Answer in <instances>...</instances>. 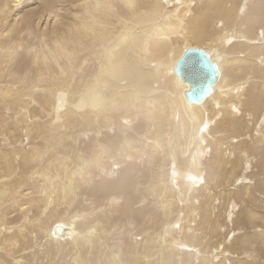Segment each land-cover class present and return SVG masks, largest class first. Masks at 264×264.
Listing matches in <instances>:
<instances>
[{"label": "bare ground", "instance_id": "bare-ground-1", "mask_svg": "<svg viewBox=\"0 0 264 264\" xmlns=\"http://www.w3.org/2000/svg\"><path fill=\"white\" fill-rule=\"evenodd\" d=\"M65 262L264 264V0H0V264Z\"/></svg>", "mask_w": 264, "mask_h": 264}, {"label": "water", "instance_id": "water-1", "mask_svg": "<svg viewBox=\"0 0 264 264\" xmlns=\"http://www.w3.org/2000/svg\"><path fill=\"white\" fill-rule=\"evenodd\" d=\"M208 56L200 49L186 50L178 60L174 72L189 87L185 94L188 103H200L218 80L219 73L213 68ZM61 231L56 229L55 233Z\"/></svg>", "mask_w": 264, "mask_h": 264}, {"label": "rangeland", "instance_id": "rangeland-1", "mask_svg": "<svg viewBox=\"0 0 264 264\" xmlns=\"http://www.w3.org/2000/svg\"><path fill=\"white\" fill-rule=\"evenodd\" d=\"M233 3L236 4L237 2H233ZM31 29H32V35H31V37L28 38V40H26V42H28V43H26V42H24V43H26L28 46L32 44V47L35 48L36 45H37V43H39V39H37V37H36V35H35V34H37L38 32H37V30H36V28H35L34 26H33ZM35 30H36V31H35ZM36 32H37V33H36ZM51 38H53V37H51ZM35 44H36V45H35ZM191 45L194 46V47L196 46V45H194V44H191ZM194 47H192V48H194ZM196 47H197V49H200V48L203 49V48H202L201 46H199V45L196 46ZM196 47H195V48H196ZM187 49H188V48H187ZM204 50H205V49H204ZM21 51H23V50H21V48H20V53H21ZM28 51H29V49H28ZM184 51H185V50H184ZM29 53H31V52H29ZM183 53H184V52H183ZM180 57H181V56H180ZM180 57H179V58H180ZM175 63H176V62H175ZM173 68H174V67H173ZM89 69H90V68H88V69H84V70H83V72H84L85 75H87V74L90 73ZM43 74H44V76H46V75H49L50 73H48V72H43ZM51 75H52V74H51ZM40 79H41V80H44V79H42V78H40ZM41 80H39V81H41ZM46 107H47V106H46ZM219 118H220V117H219ZM236 212H238V208H237ZM236 216H237V213H236L234 216H232V217L235 218ZM16 218H18V216L16 217V215H13L12 218H10V219H11L10 221L15 222V219H16ZM233 218H232V219H233ZM232 219H231V220H232ZM228 223H229V222H228ZM179 225H180V226H179ZM181 225H182V224H181V222L179 221V222L177 223V226L181 227ZM230 225H231V221H230V223H229L228 226L230 227ZM57 227H59V226H57ZM229 241H230V240H229ZM229 241H228V243H229ZM54 257H55V254H54ZM47 258H49V257H47ZM47 258H46V259H47ZM65 264H67V262H65Z\"/></svg>", "mask_w": 264, "mask_h": 264}, {"label": "snow or ice", "instance_id": "snow-or-ice-1", "mask_svg": "<svg viewBox=\"0 0 264 264\" xmlns=\"http://www.w3.org/2000/svg\"><path fill=\"white\" fill-rule=\"evenodd\" d=\"M213 68L215 69V66H213ZM218 71V69H216ZM201 131H203V129H201Z\"/></svg>", "mask_w": 264, "mask_h": 264}]
</instances>
